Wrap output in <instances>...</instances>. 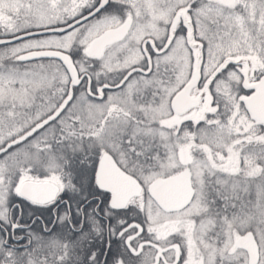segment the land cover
<instances>
[{
  "label": "snow or ice",
  "instance_id": "1",
  "mask_svg": "<svg viewBox=\"0 0 264 264\" xmlns=\"http://www.w3.org/2000/svg\"><path fill=\"white\" fill-rule=\"evenodd\" d=\"M0 264H264V0H0Z\"/></svg>",
  "mask_w": 264,
  "mask_h": 264
}]
</instances>
